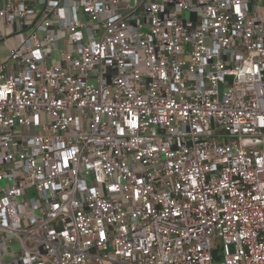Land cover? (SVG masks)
<instances>
[{
    "label": "built area",
    "instance_id": "2783aa9c",
    "mask_svg": "<svg viewBox=\"0 0 264 264\" xmlns=\"http://www.w3.org/2000/svg\"><path fill=\"white\" fill-rule=\"evenodd\" d=\"M0 41V264H264V0H0Z\"/></svg>",
    "mask_w": 264,
    "mask_h": 264
},
{
    "label": "rangeland",
    "instance_id": "374dc122",
    "mask_svg": "<svg viewBox=\"0 0 264 264\" xmlns=\"http://www.w3.org/2000/svg\"><path fill=\"white\" fill-rule=\"evenodd\" d=\"M79 37H80L81 39H83V40L86 39V36L84 35V33H79ZM9 41H10L11 43L14 42L13 37H10V38H9ZM60 46H63V44H60ZM3 50H4V44L0 46V51L2 52ZM218 242H219V244H220V241H218Z\"/></svg>",
    "mask_w": 264,
    "mask_h": 264
},
{
    "label": "crops",
    "instance_id": "0c3cea01",
    "mask_svg": "<svg viewBox=\"0 0 264 264\" xmlns=\"http://www.w3.org/2000/svg\"><path fill=\"white\" fill-rule=\"evenodd\" d=\"M3 44H4V50L2 52L0 51V55L3 56V57H6L7 54H8V46L9 45L7 43H5V42L0 41V46L3 45Z\"/></svg>",
    "mask_w": 264,
    "mask_h": 264
}]
</instances>
